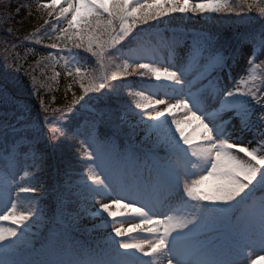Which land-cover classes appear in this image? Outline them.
<instances>
[{
  "label": "snow or ice",
  "instance_id": "snow-or-ice-1",
  "mask_svg": "<svg viewBox=\"0 0 264 264\" xmlns=\"http://www.w3.org/2000/svg\"><path fill=\"white\" fill-rule=\"evenodd\" d=\"M37 7L49 19L12 48L23 45L34 51L41 45L54 50L40 62L54 69L63 61L66 76L79 83L83 94L73 93V101L63 108L41 101L34 112L24 98L23 82L13 75L28 52H16L11 64L7 58L0 63V264L264 261V0H238V5L233 0H49ZM245 8L249 13L258 9L260 27L231 38L246 60L233 88L220 82V74L236 57L225 54L219 36L193 35L184 69L159 63L157 52L174 56L180 46L178 39L169 40L161 31L176 14L244 16ZM5 31L10 35L12 30ZM45 37L51 42L45 44ZM245 46L248 51H242ZM74 49L94 58L97 68L86 67L88 58ZM191 64L200 66L205 81L195 91L185 79ZM125 86L129 107L139 110L135 127L144 141L121 151L110 137L99 135L104 113L91 102ZM226 113L231 115L222 118ZM233 130L259 135L238 142L232 139ZM73 139L85 162L82 185L76 186L77 193L68 186L56 191L57 227L34 243L29 230L40 211L30 200L23 202L21 194L38 193L32 182L39 177L24 171L21 179L30 182L18 183L12 200L14 170L29 158L39 171L45 150L55 152ZM106 158L116 165L117 175L105 167ZM80 187L87 190L92 210L66 212L70 194H79ZM113 205L126 211H112ZM82 212L101 234L91 244L76 236Z\"/></svg>",
  "mask_w": 264,
  "mask_h": 264
},
{
  "label": "trees",
  "instance_id": "trees-1",
  "mask_svg": "<svg viewBox=\"0 0 264 264\" xmlns=\"http://www.w3.org/2000/svg\"><path fill=\"white\" fill-rule=\"evenodd\" d=\"M37 0H0V63L7 58L9 64L12 63L16 52L24 56L25 59L19 63L22 68L13 70V75L24 84V98L30 102L35 112L41 101L49 105L51 108H63L73 101V93L76 97L82 95V89L78 82H74L71 77L66 76L64 68L57 65L54 69L47 61L40 62L49 52L41 45H36L35 50L31 48L26 50L23 45L18 49H13L12 45L21 44V39L36 28L44 24L45 19H49L47 13L42 12L37 7ZM238 5V0H233ZM246 15H220L216 17L205 18L202 16H182L176 14L171 24H164L163 28L190 30L198 33L216 35L221 37L219 45L225 52L237 45L231 38L237 33L258 29L260 27V19H258V9L247 12ZM54 18V17H53ZM51 18L52 23L55 20ZM11 28V34L6 33V29ZM162 28V29H163ZM227 40V43H226ZM51 41L45 37L44 43ZM7 47V51L5 50ZM79 52L81 58L87 57L89 69L97 68L93 63V59L82 50L74 49ZM260 59H264L261 57ZM47 65V66H46ZM55 72H59L58 77L54 76ZM35 76V81L32 77ZM133 81H137V77H130ZM148 82V81H147ZM153 82V81H149ZM117 85H125L123 83L112 82ZM71 86V88H69ZM142 85L137 83L136 87ZM87 99V97H86ZM131 98L126 95V86L118 93L101 96L99 102L93 100L92 106L104 113L103 123L100 125V133L111 139H132L137 144L143 143V132L135 127L139 123V119L130 114H123L131 110L129 107ZM85 116L87 112L83 113ZM124 116V119H120ZM147 146V145H145ZM43 148V145H41ZM46 155L39 171L32 172L40 177L43 189L36 194L33 199L35 206L38 207L45 221L54 223L53 215L57 208L56 191H63L67 185V179L78 175L82 170L83 161L80 159L81 152L79 144L76 140H69L59 147L55 152L51 149L45 150ZM56 174V175H55ZM75 193V191H71ZM77 194H70L69 202L66 208L70 209L80 206Z\"/></svg>",
  "mask_w": 264,
  "mask_h": 264
},
{
  "label": "rangeland",
  "instance_id": "rangeland-1",
  "mask_svg": "<svg viewBox=\"0 0 264 264\" xmlns=\"http://www.w3.org/2000/svg\"><path fill=\"white\" fill-rule=\"evenodd\" d=\"M46 2H49V0H38V4L39 3H46ZM164 35L165 34H163V36ZM166 35H171L172 38L175 37L176 39H178L180 46L176 49V53L174 56L169 55L166 50H161V51L157 52V59H158L159 63L162 65H164V64L170 65L173 70H175L176 68L184 69L185 65H186V58H185L184 53L186 51V45L191 43L192 36L184 39L182 37H178L177 35H175V36L172 35V32H167ZM153 43H157V41L154 40ZM242 51H248L247 46H245L242 49ZM65 55H66V53H65ZM60 62H62V64H63V61H60ZM245 66H246V60H245L244 56L240 53L238 61L235 64L233 63V68H230L225 73L220 74L221 85L225 88H228V89L233 88L235 86V84L238 82V79L244 74ZM201 72H202V69L200 68L199 65L191 64V65L187 66L185 79L191 81V90L192 91H195L197 88H199L201 86L202 83H205V81L201 77ZM184 91L188 92L189 88L186 87L184 89ZM170 102H172V101H170ZM161 107H163V106H161ZM228 115H231V113L224 114V116L222 118L226 119ZM233 123H236V122L234 121ZM189 130H191V129H189ZM254 135L256 137H258L259 133L258 132L255 134L249 133V132L241 133L238 130H233L232 139L238 140V142L248 143V142H251L253 140ZM32 162H33V160H31L29 158H24L19 162L18 166L14 170L13 175L15 176L16 182L13 183L12 189L10 190V198L12 200L16 199V190H18L17 184L18 183L27 184L30 182L27 179L22 180L21 177L23 176L24 171H28L29 165ZM97 163H99V161ZM0 167H2V166H0ZM105 167L109 171H112L114 176L118 174L117 167L113 163L112 160L106 158L105 159ZM130 177H131V170H129V178ZM82 182H83V176L80 178L79 183H81V185H82ZM88 183L90 184L91 181H88ZM81 188H82V193H83L82 198H83V202H84L83 209L92 210L91 201L85 199V197L88 196L87 190L84 189L83 187H81ZM29 196H30V194H21L22 201L27 203ZM98 199H99V197H98ZM103 202L108 203L110 201L104 200ZM111 210L117 211V212L126 211L125 209H122V208H119V209L116 208L115 205H113V208ZM0 211H3L2 203H0ZM38 222L39 223L41 222V218L39 220H37L35 223H33L31 229L29 230L30 237L32 238L34 243L42 241L51 232V230L56 228V227H54L50 230L45 231L44 228L38 227V225H42V224H39ZM94 222L95 221H93L91 219V217L88 215L87 212H82V218L78 221L79 227H78L77 231L78 232L83 231V232L88 233L89 235L93 234L95 237L100 238L101 234L92 230L91 226ZM42 226H44V225H42ZM12 227H15V225H12ZM258 264H264V261H258Z\"/></svg>",
  "mask_w": 264,
  "mask_h": 264
}]
</instances>
